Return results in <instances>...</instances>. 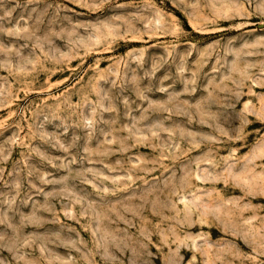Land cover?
Instances as JSON below:
<instances>
[{"label": "rangeland", "instance_id": "obj_1", "mask_svg": "<svg viewBox=\"0 0 264 264\" xmlns=\"http://www.w3.org/2000/svg\"><path fill=\"white\" fill-rule=\"evenodd\" d=\"M0 264H264V0H0Z\"/></svg>", "mask_w": 264, "mask_h": 264}]
</instances>
